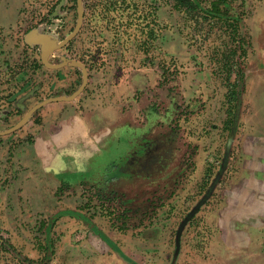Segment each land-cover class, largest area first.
<instances>
[{
    "label": "rangeland",
    "instance_id": "rangeland-1",
    "mask_svg": "<svg viewBox=\"0 0 264 264\" xmlns=\"http://www.w3.org/2000/svg\"><path fill=\"white\" fill-rule=\"evenodd\" d=\"M232 1L244 13L246 54L240 115L223 163L226 88L212 51L228 37L191 42L181 14L160 0H83L78 34L49 62H82L84 89L0 135V264H58L63 219L129 235L126 244L134 241L147 264H264V0ZM73 4L0 0V131L34 104L79 87L80 68L50 69L39 47L24 42L31 29L67 34ZM78 121L98 140L97 156L89 169L58 178L57 159L44 166L42 158L66 150L61 135ZM146 143L156 144L151 156L133 158ZM179 170L185 183L148 228L132 233L113 224L130 200L158 191ZM59 187L67 191L55 196Z\"/></svg>",
    "mask_w": 264,
    "mask_h": 264
},
{
    "label": "trees",
    "instance_id": "trees-1",
    "mask_svg": "<svg viewBox=\"0 0 264 264\" xmlns=\"http://www.w3.org/2000/svg\"><path fill=\"white\" fill-rule=\"evenodd\" d=\"M75 1L76 0H72L74 3L72 5L73 8L75 6ZM160 1L164 4H168L172 10L181 14L183 29L187 30L186 35L191 42L204 43L206 40H209L212 35L216 34H222L228 37L227 42L222 43L219 48L212 51L214 62L219 66V72L224 74L226 88V106L224 107V117L221 123V129L226 134L223 153L224 159L230 152L236 124L240 115L242 93L244 89V58L246 54V39L242 33L244 13L242 10L237 11V6L232 0ZM71 30L72 28L69 29L68 33ZM67 34L60 38L51 35L54 36L57 41H60ZM71 41L68 44H70ZM155 145L154 143L144 144V147H141L142 149L139 148L136 150L133 158L137 156L140 157V154L144 156V153L147 156H151L150 153L155 150ZM187 176V173H183L179 170L175 175L167 177L163 182L165 184L158 191L155 189L153 192L149 191V193L143 195L144 197L140 196L139 201L137 198L130 200V203H128V206L124 209L125 213H122L113 224L121 231H131L132 233L140 232L143 228H148L153 223L155 214L162 210L165 204L163 203L164 200H168L169 202V199L175 193L177 185L185 183ZM219 176L220 170L216 172L212 184ZM65 191H67V189L59 187V192L57 190L58 193H55V196ZM207 192L210 194L211 187H209L203 195L205 196ZM40 196L44 201L45 198L42 197L43 195L40 194L39 197ZM199 202L201 203L200 205L203 204L202 200ZM73 215L79 217V213L74 212ZM183 221L184 219L180 221V224H182ZM99 234L102 235L103 233Z\"/></svg>",
    "mask_w": 264,
    "mask_h": 264
},
{
    "label": "crops",
    "instance_id": "crops-1",
    "mask_svg": "<svg viewBox=\"0 0 264 264\" xmlns=\"http://www.w3.org/2000/svg\"><path fill=\"white\" fill-rule=\"evenodd\" d=\"M259 119L263 121L264 117ZM72 126L64 136L61 135L65 138L61 142L66 143V150L42 158L41 165L44 166L46 159H57L58 166L63 169L52 170V173L58 178L66 173L80 172L81 168L89 169L93 158L97 156L98 140L89 135L87 126L82 121ZM40 201V204H44L42 199ZM68 220L70 219H63L65 229L61 235V245L56 252L58 264H147L142 260V251L135 247L137 244L134 241L129 245L133 246V249H129L126 244H129V235L103 228L102 232L107 240L93 226L87 227L82 220L72 219L73 221L67 222Z\"/></svg>",
    "mask_w": 264,
    "mask_h": 264
},
{
    "label": "water",
    "instance_id": "water-1",
    "mask_svg": "<svg viewBox=\"0 0 264 264\" xmlns=\"http://www.w3.org/2000/svg\"><path fill=\"white\" fill-rule=\"evenodd\" d=\"M84 18V7H83V0H76V21L72 28V30L60 41H57V39L52 36L49 33L41 32L38 29H31L24 35V42L25 44L29 46H38L39 47V55L41 63L50 68V69H59L64 66H74L81 69L82 72V81L79 85V87L74 90L70 95H59V96H53L48 97L46 99H43L42 101L34 104L28 111L12 126L8 127L5 130L0 131V135H6L9 133H12L13 131L19 129L28 119L29 117L39 108L42 106L55 102V101H71L76 98L77 95H79L82 90L84 89L86 83H87V69L85 65L78 61V60H71V59H63L62 61L58 63H50L49 62V56L54 51L61 49L62 47L66 46L79 32L82 22ZM227 157L224 158L223 163ZM223 165V164H222ZM223 168V166H222ZM213 184L211 186L212 190ZM207 195V196H206ZM206 195L201 199L203 202L208 197L209 192L206 193ZM202 202V203H203ZM200 202L197 203L191 214L194 212L195 209H197L200 206ZM187 221V218L184 219L183 223L180 224L177 234L178 237L180 235V232L182 228L184 227L185 223ZM178 249L175 250V255L177 254Z\"/></svg>",
    "mask_w": 264,
    "mask_h": 264
}]
</instances>
